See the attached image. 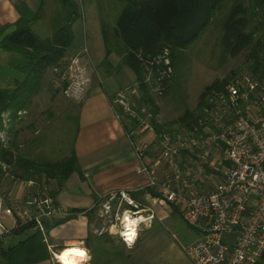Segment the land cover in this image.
Segmentation results:
<instances>
[{
    "label": "built area",
    "instance_id": "obj_1",
    "mask_svg": "<svg viewBox=\"0 0 264 264\" xmlns=\"http://www.w3.org/2000/svg\"><path fill=\"white\" fill-rule=\"evenodd\" d=\"M155 63L161 68L156 74L149 69L146 83L152 92L163 95V84L173 73L168 52ZM58 78L63 94L72 100L81 99L91 82L78 56L65 64ZM139 97L137 88H129L111 104L118 120L131 123L128 138L139 161L136 170L147 176L146 186L153 193L146 196L147 205L124 190L99 196L89 210L91 224H96L92 233L118 236L132 248L141 227L155 219L158 206L178 212L199 234L185 249L193 264H260L264 260V68L259 74L245 69L230 74L222 89L206 95L188 126L164 124L159 115L138 104ZM153 120L162 127L159 132ZM146 132L153 133L151 142L144 140ZM28 186L33 187L30 193L20 199L9 197L7 205L0 195V237L8 233L2 218L15 217L17 227L33 223L46 242L45 222L71 214L56 203L50 187L32 182ZM125 215L136 221L134 236L127 234ZM52 255L61 264L56 253Z\"/></svg>",
    "mask_w": 264,
    "mask_h": 264
},
{
    "label": "trees",
    "instance_id": "obj_2",
    "mask_svg": "<svg viewBox=\"0 0 264 264\" xmlns=\"http://www.w3.org/2000/svg\"><path fill=\"white\" fill-rule=\"evenodd\" d=\"M116 1L122 4V10L111 28L110 39L106 26L101 25L105 46L110 43L112 46L106 48V58L100 68L107 75L115 74L124 67L129 68L136 76L140 95L138 104L146 105L154 116L159 114V108L146 83L148 70L151 69L154 74L158 72L161 66L155 62L165 51L168 52L172 67L173 53L184 51L197 42L226 3H231V7L222 25L221 58H236L247 51L246 61L250 64L237 70L245 69L259 74L264 68V0ZM44 3L43 0L41 10ZM50 3L52 6H58L60 10L55 11L57 19L51 23L50 37L39 38L27 21L19 23L16 30L0 42L2 48L16 56L12 60L14 63L12 78L0 81L6 84L5 87H0V135L6 134V140L0 138V180L8 174L15 179L32 182L36 187H50L51 182H55L59 187L80 169L73 150L60 161L36 160L29 153L30 145L35 142L23 140L22 143H18L21 134H26L25 132L33 129L41 121L43 112H40L38 119L31 121L29 125H21L20 128L14 129V123L21 118L22 113L33 118V100L42 91L43 80L47 74L64 66L66 50L73 42L72 26L74 21L80 18L78 5L73 0H50ZM112 54L119 57L116 66L109 61ZM237 70L231 71L230 74ZM230 74L208 86L197 109L193 112L187 111L178 120L179 124L190 125L198 115L206 95L212 90L222 89ZM172 77L163 84V95L167 93ZM4 115H7L9 128H5L3 124ZM45 115L52 114L47 111ZM152 124L157 132L161 130L162 127L156 121L153 120ZM51 194L54 197L53 190ZM69 212L71 214L69 218L45 222L47 232L78 215H87L91 223L93 216L91 211ZM26 231L32 233L10 249L1 250L2 264H30L49 258L43 235L35 230L33 223L20 225L14 230L19 233ZM91 235L85 240V247L91 255L97 251L110 255L117 254L113 242L108 239L110 236L98 237L99 240L93 233Z\"/></svg>",
    "mask_w": 264,
    "mask_h": 264
},
{
    "label": "crops",
    "instance_id": "obj_3",
    "mask_svg": "<svg viewBox=\"0 0 264 264\" xmlns=\"http://www.w3.org/2000/svg\"><path fill=\"white\" fill-rule=\"evenodd\" d=\"M76 1L81 5L83 12L80 20L87 22L84 0ZM42 2L43 0H0V42L4 37L14 32L21 22L28 21L31 28L36 26L42 18V10L46 9L47 3L51 5L50 0H44V7L41 10ZM88 4L92 24L90 40L92 46L94 45L93 47H97L100 51V47H103L100 40L102 36L98 17L100 14L98 8L92 7V5L97 6L98 3L97 0H88ZM86 31L85 26L84 34ZM85 35L83 37L84 43L87 39V33ZM83 41L82 39L79 41L80 46H82ZM72 56H65L64 62L74 57ZM4 57H8V60L15 59V56L0 46V60L3 61ZM115 61L117 64L119 63L118 56L115 57ZM100 63L101 58L99 56V58L97 57V66L93 65L94 69L91 75L89 74L90 85L81 99L69 102L72 109H76L77 127L72 150L78 160L79 172L72 174L59 187L55 182L50 183L56 203L68 211H89L99 196L121 190L130 192L135 200L147 205L146 196L153 193L146 186L147 176L138 173L136 170L139 161L129 143L130 122L118 120L111 104L116 95L125 88L138 87L136 76L127 67L115 74L107 75L101 70ZM56 70L58 69L53 71ZM50 73L52 74V70L49 75ZM105 77H114L116 83L113 82L114 85L106 84L103 80ZM56 85L58 86V84ZM53 96L47 98L41 91L34 98L32 121L39 117L36 112H41L38 109L37 101L42 98L47 99L46 105L52 107ZM70 111L71 109H69ZM22 114L29 116L26 113ZM153 136V133L146 132L143 138L145 141L151 142ZM32 190L33 187L28 186V182L15 179L8 174L0 180V195L4 199V205L8 204L9 197L20 199ZM154 212L156 214L155 219L150 225L141 227L138 239L132 248H128L118 236L116 242L114 236L108 235L110 236L108 239L113 242L114 248L117 249V254L113 255L98 251L91 255L85 247V240L92 236L91 223L87 215H78L68 219L47 232V239L44 243L47 245L49 258L30 264H58L52 254L67 247H80L85 250L89 261L87 260L84 264H193L187 257L185 249L199 239V234L188 227L176 211L156 206ZM8 221H10V226L7 225ZM16 222L15 217L2 218V223L8 233L0 237V252L17 245L32 233V231H28L29 233L27 231L24 233L14 232L17 228ZM155 222L168 226L173 234L171 242L164 243V239H159L156 240V247H153L147 241H143L144 234L155 226ZM98 239L100 240V238ZM0 264H2L1 257ZM260 264H264V260Z\"/></svg>",
    "mask_w": 264,
    "mask_h": 264
},
{
    "label": "rangeland",
    "instance_id": "obj_4",
    "mask_svg": "<svg viewBox=\"0 0 264 264\" xmlns=\"http://www.w3.org/2000/svg\"><path fill=\"white\" fill-rule=\"evenodd\" d=\"M73 1L78 5L81 18L83 16L81 5L76 0ZM84 3L87 12V22H83V20H80V18L74 21L72 26L73 42L66 50V56L77 55L79 57L80 65L83 66L87 70L88 74L91 75V72L94 69L93 65L97 66V57L99 58L100 56L101 63L99 65H102L107 54L106 48H108L110 45L112 46V44L110 43L106 47L103 36H101L100 40L103 44V47H100V51H98L97 47L94 48V45L92 46L90 40V30L92 28L90 19V6L88 4V0H84ZM97 3V6L92 5V7L98 8L100 14L98 16L100 26L102 24L106 26L107 34L109 35L108 37L110 39V35L112 34L111 28L116 23L118 14L122 10V4L116 0H97ZM230 7L231 3L225 4L221 12L217 13L215 16L208 30L197 42L184 51H175L173 53V77L169 87L167 88V93L165 95H157L156 93L150 91L156 106L159 108V118L164 124H167L168 126L179 124L178 120L187 111L193 112L197 109L206 88L210 86L215 80L223 79L228 76L231 71L245 68L250 64V62L246 61L248 55L247 51L243 52L236 58H221L220 40L223 31L222 25L229 13ZM57 9L59 10L58 6H52L47 3L46 9L42 10V18L39 20V22H37L36 26L31 28V30L39 38L46 39L50 37V26L51 23H53V20L55 21L57 19L55 17V11ZM85 26L87 29V39L84 43L83 37L86 34H84ZM77 34L80 36L78 37ZM81 39L83 41L82 46L79 44ZM115 57H117L115 54L110 55L109 61L113 62L116 66L117 61H115ZM7 58L8 57H4L3 61L0 60V81L9 80L12 78L11 75L14 74V63L12 59L8 60ZM4 61L7 62L5 63ZM68 61H66L65 64H67ZM64 67L65 65L57 68V72L53 71L52 74H47L43 80L42 92L47 98H50L51 95H54L53 106L48 107L46 105L47 99L42 98L38 100V109L43 112L42 117H40L41 121H39L33 129L25 132L26 134H21V136L18 138V143H22L23 140H25V142H35L33 145H30L31 148L29 153H31L33 158L36 160L60 161L64 157L70 155L74 145L77 127L75 119L76 109H72V107L69 105V102L71 103L74 100L67 98L63 94L61 86L62 83H60V77L58 78V73L63 71ZM103 80L106 84H113V82L116 83L114 77H105ZM53 82L56 83L54 84ZM57 82L59 89H57ZM2 83L3 82L0 83V87H5L6 84ZM129 88L130 87H127L124 90ZM69 109H71L70 112ZM47 111H49L52 115H45ZM36 115H39V112H36ZM20 117H22V119H19L14 123V129H18L24 124L29 125L32 121V118L29 116L22 114ZM3 124L5 128H9L7 115L3 116ZM0 138L6 140V134H1ZM7 225L10 226V221L7 222ZM95 226V223L91 224V231L92 227ZM172 235V232L168 229L166 224L161 225L155 222V226L146 234H144L143 241H147L151 246L156 247V240L164 239V243H167V241L171 242L173 240ZM113 238H115L117 242V236H114ZM55 253L58 254L59 252Z\"/></svg>",
    "mask_w": 264,
    "mask_h": 264
},
{
    "label": "bare ground",
    "instance_id": "obj_5",
    "mask_svg": "<svg viewBox=\"0 0 264 264\" xmlns=\"http://www.w3.org/2000/svg\"><path fill=\"white\" fill-rule=\"evenodd\" d=\"M138 220H142V219H138ZM124 224L127 227L126 230L128 236H134L135 235L134 224H136V221L132 220L127 215H125ZM80 253H85L86 256L88 257L87 252L80 247H67L58 254H56V259L61 264H84L88 260V258L86 259L85 256H81Z\"/></svg>",
    "mask_w": 264,
    "mask_h": 264
},
{
    "label": "clouds",
    "instance_id": "obj_6",
    "mask_svg": "<svg viewBox=\"0 0 264 264\" xmlns=\"http://www.w3.org/2000/svg\"><path fill=\"white\" fill-rule=\"evenodd\" d=\"M128 239H129V241H131V237H129ZM83 256H85L86 259L89 258V257L86 256L85 253H83Z\"/></svg>",
    "mask_w": 264,
    "mask_h": 264
},
{
    "label": "snow or ice",
    "instance_id": "obj_7",
    "mask_svg": "<svg viewBox=\"0 0 264 264\" xmlns=\"http://www.w3.org/2000/svg\"><path fill=\"white\" fill-rule=\"evenodd\" d=\"M81 256H83V253H80Z\"/></svg>",
    "mask_w": 264,
    "mask_h": 264
}]
</instances>
